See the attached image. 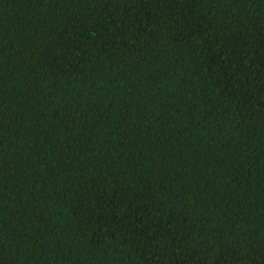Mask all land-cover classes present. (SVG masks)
<instances>
[{"label":"trees","instance_id":"1","mask_svg":"<svg viewBox=\"0 0 264 264\" xmlns=\"http://www.w3.org/2000/svg\"><path fill=\"white\" fill-rule=\"evenodd\" d=\"M0 264H264V0H0Z\"/></svg>","mask_w":264,"mask_h":264}]
</instances>
